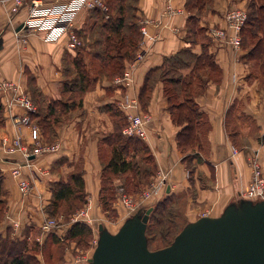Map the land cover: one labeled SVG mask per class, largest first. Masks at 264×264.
I'll return each instance as SVG.
<instances>
[{
	"label": "crops",
	"instance_id": "crops-1",
	"mask_svg": "<svg viewBox=\"0 0 264 264\" xmlns=\"http://www.w3.org/2000/svg\"><path fill=\"white\" fill-rule=\"evenodd\" d=\"M54 1L67 0H47L48 3ZM247 1L212 0L210 6L197 16V23L204 28L207 39L205 48L213 56L219 73L216 77L207 75L204 86L192 95L198 110L208 122V158L199 168L204 171L210 166L214 181L209 188H199L197 194L200 201L212 208L207 216H218L230 201L240 197L252 171L248 164L249 156H258L264 172V78L259 70L260 62L247 59V51L241 47V43L239 48L233 49L210 35L212 29L227 28L224 19L227 9H246ZM186 2L135 0L140 38L134 57L124 62L123 73H128V80L117 78L123 73L114 78L105 75L96 78L82 94L79 110L63 119L52 141L46 140L39 125L32 119L33 112L29 113V123H21L25 110L10 102L16 95L25 93L34 104L30 83H34L38 90L37 99L43 105L50 100L61 99L64 63L76 55V50L66 48V36L45 41L41 33L18 35L16 31L25 17L24 11L12 16L10 2H0V80L10 81L14 85L10 89L0 90L3 120L0 125V172L4 192L0 238L30 240L38 230L36 239H39V243L44 241L46 234L41 232L40 225L49 217L46 211L51 201L49 186L60 179L68 181L76 172L81 173L87 194L81 213L92 218L99 213L98 193L102 171L100 140L116 129V117L112 110L118 112L124 121L126 114L133 113L134 108L123 111L119 103L124 95L137 98L139 102L140 91L152 69L165 65L166 58L176 56L184 48H189L194 55L202 52L200 43L185 41L187 20L191 15ZM95 20V16L86 10H80L74 17L73 30L87 44L86 52H89L88 44L97 36L88 37L91 28L96 26ZM84 56L86 59L89 55ZM184 68L180 69L182 73ZM156 75V71L149 75L151 88L144 109L149 116L148 136L142 143L152 153L157 169L166 173L164 195H167L186 183L182 175V156L176 143L181 126L174 124L170 118L163 83ZM192 85L195 86V83ZM31 126L40 132L41 143H56L58 146L56 150L29 158L27 164L22 165V174L29 177L32 184L29 195L22 197L13 169L25 161V149L31 152L35 148L30 138ZM17 136L20 137L21 146L11 147L10 142ZM205 173L208 174V168ZM199 217L201 215L189 221ZM14 222L18 223L15 230L12 226ZM71 224L70 221L63 222L53 232L58 236L63 235Z\"/></svg>",
	"mask_w": 264,
	"mask_h": 264
},
{
	"label": "trees",
	"instance_id": "trees-1",
	"mask_svg": "<svg viewBox=\"0 0 264 264\" xmlns=\"http://www.w3.org/2000/svg\"><path fill=\"white\" fill-rule=\"evenodd\" d=\"M104 2L108 6L107 13L101 12L100 10L88 11L96 18V26L94 25L95 27L91 28L89 36L97 35L93 37L95 39H93L92 43L88 44L89 52L84 50L87 44H85L82 36L75 31L77 36L83 40V45L76 50V55L70 60L75 76L73 80L69 82L66 79L68 74H65L62 83L61 99L50 100L43 105L37 99L38 90L33 86V81L30 80L33 83H30L31 93L34 97L33 102L37 106L36 111L33 112L31 117L39 125L47 141H52L55 138L56 128L64 118L67 119L71 115V112L79 110L81 107L82 94L93 85L96 78L103 75L108 78L121 75L124 70V62L134 57L140 38L138 26L136 24L135 0H133L131 9L127 8V4H125L126 0H104ZM211 2L212 0H187L186 2L191 15L187 20L185 41L188 43H200L202 52L199 55H194L190 52L189 48H184L178 52L176 56H172L168 59L166 58L165 65L163 64L162 66L154 68L148 73L139 94V104L144 111L151 88L149 75L153 73V71H156V76L159 77L163 83V93L167 99L170 118L174 124L181 126V129L176 135L177 147L181 151H184L186 147L196 144L199 145L200 138L198 130H201L202 126L205 124L206 126L208 125L206 118L203 113L198 110L192 97L193 93L199 91L204 86V83H200L199 86L198 84L195 86L192 85L197 78L195 74L196 72L198 73L205 70L208 71L207 75L210 77L213 75L216 77L219 74L213 56L209 54L205 48L207 39L204 34V28L197 23L198 14L205 11L210 6ZM247 9H250L249 12ZM111 11L115 12L114 16H112ZM246 11L248 17L241 30V47L247 51V59L258 60L260 62L259 70L264 78V0H251ZM104 17H106V20H104ZM95 28H97V31ZM199 37L200 40H198ZM247 41L250 42L247 43ZM92 48H94V50H90ZM85 54L89 55L92 61L98 62V66L94 73H91L90 66H88L85 61ZM187 54L189 56L192 55L194 58L190 72L182 76L180 74L177 76H169L170 73L176 74L178 70L189 67L191 62H186V60L182 59V57ZM67 95L70 96L66 97ZM65 97L68 101L62 100V98ZM74 98H76V100ZM112 111L116 117V129L111 135L100 140L102 171L100 177L99 202L103 211L113 210L111 207L113 201L111 198L112 196L108 193L109 187L112 186V180L119 175H127L131 172L134 173V176H137L139 174V168L136 169L137 166H135L131 157H133L135 152L142 150L146 153L148 151L147 146L141 141L133 138H125L121 135L120 130L126 122L125 115H123V121L118 112ZM2 123V105L0 104V125ZM148 155L149 154H146V157L150 160ZM103 160H105L104 164L102 162ZM182 161L184 162V159H182ZM127 179L128 184H130V178L128 177ZM49 188L51 191V201L46 207L49 216L59 214L58 209L61 205H65L67 210H70L68 212L71 213L80 209L86 203L87 194L84 188V180L80 172L73 173L68 181L60 179L52 182ZM3 196L2 175L0 172V214L3 210ZM74 203L76 206L73 207ZM154 211L155 209L152 207L146 226L147 241L148 223L151 221L150 217ZM90 232L91 228L85 223L77 221L69 226L65 232L64 238L81 240ZM178 232L173 235L167 245L171 243ZM37 233H39L38 230L35 231V235H33L30 240L24 238L22 240L13 241L0 238V264H25L27 259L25 254L27 251L25 250L29 245L28 243L31 242L33 245H38L39 243L36 241ZM46 236L44 243H47L48 240L53 242H59L61 240L54 232H49Z\"/></svg>",
	"mask_w": 264,
	"mask_h": 264
},
{
	"label": "rangeland",
	"instance_id": "rangeland-1",
	"mask_svg": "<svg viewBox=\"0 0 264 264\" xmlns=\"http://www.w3.org/2000/svg\"><path fill=\"white\" fill-rule=\"evenodd\" d=\"M247 2L246 8H248L251 0ZM125 4H127V8L131 9L133 0H126ZM249 10L247 9L248 12ZM111 14L114 16L115 12L111 11ZM104 20H106V17H104ZM89 34L90 33H88V37ZM198 40H200V37ZM248 42L250 41H247V43ZM90 50H94V48ZM182 59L186 60V62H191L190 66L193 65L194 58L192 55L189 56L187 54L182 57ZM85 60L89 62L91 73H94L98 66V62L92 61L89 56H87ZM69 61L70 60L64 63V72L68 74L66 79L71 82L75 75L74 69ZM183 70V73L181 70H178L176 74L170 73L169 76H177L179 74L181 76L185 75L190 72L191 67H189V69L184 68ZM207 72V70L196 72L195 76L197 78L194 80L195 85L198 84L199 86L200 83H204ZM68 96L70 95L66 97ZM66 97L62 98V100L68 101ZM74 99L76 100V98ZM207 131L208 125L206 126V124L202 126L201 130H198L200 138L199 145L196 144L186 147L184 151L178 149L182 156L181 158L184 159L182 175L186 183L183 187H179L167 195L152 194L151 185L157 182L159 175L162 174L163 171L157 169L154 157L149 149L146 153L142 150L135 152L131 160L134 162L135 166H137L136 169L139 168V174L134 176V173L131 172L127 175H119L112 180V186L109 187L108 193L112 196L111 198L113 201L111 207L113 210L103 211L99 202V213H95V217L92 218L85 216L83 213L79 216L78 213L84 206L69 213L68 211L70 210H67L65 205H61L58 209L59 214H54L55 217L62 215L61 223L70 221L71 218L75 217L79 222L85 223L91 228V232L81 240L65 239L64 233L63 236L59 237L61 238L59 242L48 240L47 243H44V240L38 243V245H33L29 242L25 250L27 251L25 252L27 256L25 264H88L87 260L92 255L97 238V225L102 223L110 232L115 233L123 220L132 215L139 207L147 208L152 206L155 209L150 217L151 221L148 223L147 235L149 249L154 250L165 247L173 235L178 232L186 222L197 215L204 216L212 212L211 206L205 205L197 197L199 188H209L212 186V181H214V173L210 166L207 167L208 174L205 173L207 172V168L204 170L205 172L203 169L199 168V165H204V162L208 158ZM146 154H149L150 160L146 157ZM104 161L105 160L102 161L103 164L105 163ZM262 174L264 175L263 171ZM128 177L130 178V184H128ZM249 183L250 180L247 187L242 192H246ZM120 187L124 190L122 194L124 197L119 195V190L117 189ZM74 206H76L75 203L73 207ZM38 235L39 234H37L36 238ZM36 241L40 242L39 239H36Z\"/></svg>",
	"mask_w": 264,
	"mask_h": 264
},
{
	"label": "water",
	"instance_id": "water-1",
	"mask_svg": "<svg viewBox=\"0 0 264 264\" xmlns=\"http://www.w3.org/2000/svg\"><path fill=\"white\" fill-rule=\"evenodd\" d=\"M151 211L139 207L115 233L99 223L88 264H264L263 199L238 197L218 216L187 222L169 245L155 250L146 236Z\"/></svg>",
	"mask_w": 264,
	"mask_h": 264
},
{
	"label": "built area",
	"instance_id": "built-area-1",
	"mask_svg": "<svg viewBox=\"0 0 264 264\" xmlns=\"http://www.w3.org/2000/svg\"><path fill=\"white\" fill-rule=\"evenodd\" d=\"M0 2H10V13L12 16L17 15L22 10L24 11L25 17L20 22L22 26L16 31L18 35L30 32L41 33L45 41H55L61 36H66V48L72 51L77 50L83 45L82 40L73 30V21L76 14L80 10H100L104 13L108 12V6L104 0H67L65 2L54 1L51 3H48L47 0H0ZM247 17L246 9L229 8L224 13L227 28L212 29L210 35L217 38L220 43L233 49L239 48L241 43V30ZM117 78L128 80V73H123L122 76ZM13 86L10 81L0 80V90H7ZM10 103H15L25 110V115L20 121L21 123H29V113L35 112L36 110L29 96L25 93L18 94L13 97ZM119 107L123 111L127 108H134L133 113L126 114V122L120 130L121 135L125 138H133L141 142L145 141L148 136L147 123L149 116L141 109L137 98L124 95L119 103ZM30 138L35 145L34 150L29 152L25 149L23 152L25 161L13 169V174L18 178L17 186L22 197H27L32 190L30 178L24 176L21 172L22 165L27 164L31 155L35 156L47 151H53L58 146L56 143L50 145L41 143L40 132L35 126L30 127ZM10 146L20 147V137L13 138ZM248 164L252 167L251 179L246 192H241L240 196L251 200H264V175L261 171L258 156L256 154L249 156ZM166 179L165 172L159 175L157 182L151 185L152 194H164V188L167 186ZM117 190H119V195L121 196L124 191L123 188L120 187ZM61 219L62 217L60 215L57 217H47L40 225L41 232L45 234L53 232L61 224ZM71 221L75 223L78 219L73 217L70 219ZM12 226L15 230L18 228V223L14 222Z\"/></svg>",
	"mask_w": 264,
	"mask_h": 264
},
{
	"label": "bare ground",
	"instance_id": "bare-ground-1",
	"mask_svg": "<svg viewBox=\"0 0 264 264\" xmlns=\"http://www.w3.org/2000/svg\"><path fill=\"white\" fill-rule=\"evenodd\" d=\"M240 197H242V196H240ZM243 198V197H242Z\"/></svg>",
	"mask_w": 264,
	"mask_h": 264
}]
</instances>
